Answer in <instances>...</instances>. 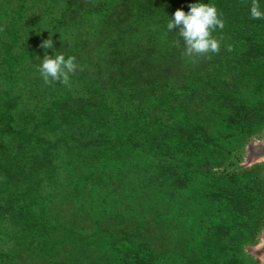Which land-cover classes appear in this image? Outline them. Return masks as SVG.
I'll return each mask as SVG.
<instances>
[{
    "label": "rangeland",
    "instance_id": "374dc122",
    "mask_svg": "<svg viewBox=\"0 0 264 264\" xmlns=\"http://www.w3.org/2000/svg\"><path fill=\"white\" fill-rule=\"evenodd\" d=\"M77 1L76 6L67 10L65 0H0V72L7 49L27 55L15 71L18 87L14 93L22 95L23 100L18 110L39 108L40 113L60 94L54 92L40 101L30 96L31 83L36 82V77L46 84L39 71L40 58L45 52L53 54V51L41 47L44 40L51 38L56 51L76 58L75 73L81 71L100 81L114 73L119 61L126 62L128 54L134 52V59L143 62L141 65L150 76L174 83V92L183 94L179 101L186 105L189 118L197 121L210 138L213 136L208 151L191 152L193 160L195 155L200 157L198 168L205 177L203 187L198 181L194 184L196 188L177 192V196L165 195L172 187V180L155 178L154 165H147L149 170L142 171L145 169L142 157L135 152L114 155L108 147L95 144L92 140L98 131L78 133L84 120L78 116L71 117L70 124L62 125L57 131L50 129L53 131L47 135L39 134L40 140L36 137L33 142L19 144L12 138L1 139L0 264H112L103 255V249L90 242L104 231L137 232L157 253L185 264L189 257V251L184 248L190 223L198 216L201 221L209 218L208 222L211 215L215 220L225 219L235 211L245 223L246 234L237 249V260L241 264H264V160H248L249 148L264 143V51L250 57L234 55L230 62L223 55L219 60L207 62L203 59L205 54L186 55L180 36L171 39L164 28L152 23L133 24L126 29L134 11L124 12V6L112 15L110 27L99 26L97 21H92L95 17L85 23L87 19L81 17L99 0ZM237 39L233 37L232 45L239 44ZM259 40L264 48V34ZM7 84L9 81L0 78V91ZM67 85L71 88V74ZM255 86L259 87L256 93ZM107 102L108 106L115 105L113 101ZM257 105L262 108L255 113L253 109ZM237 109L247 114L239 123L243 124L242 128L234 134L229 149H215L218 146L215 134L225 132L219 114L227 111L234 114ZM23 144L29 148L21 157ZM134 145L140 149L143 146ZM16 156L24 158L23 165L16 162ZM45 160L48 161L43 165ZM150 169L154 180L146 179ZM185 183L188 186L186 180ZM31 184L35 188L31 191L33 197L22 198L21 192ZM220 184L228 186L231 196L228 206L218 214L210 211L209 216H202L201 207L182 202L195 197V192L210 199L214 196L212 190ZM10 204L24 208L32 204V209L43 207V222L50 226L49 231L27 236L26 219L22 220L27 214L17 213L19 207L11 211ZM206 232L204 227L201 234ZM83 238L91 246L83 245Z\"/></svg>",
    "mask_w": 264,
    "mask_h": 264
},
{
    "label": "trees",
    "instance_id": "16d2710c",
    "mask_svg": "<svg viewBox=\"0 0 264 264\" xmlns=\"http://www.w3.org/2000/svg\"><path fill=\"white\" fill-rule=\"evenodd\" d=\"M65 1L67 10L78 4L77 0ZM198 2L200 0H99L96 5L86 10L81 20L87 19L85 23H88L92 17H95L92 21H97L99 26L110 27L113 23L112 15L117 13L118 8L124 6L122 11H134L130 16V25L126 29L133 24L152 23L159 28H164L166 36L173 39L175 35L179 36V29L174 28L171 32L168 31L169 18L173 17L178 8L187 13L190 4ZM203 2L214 4L223 21V28L217 27L212 31V36L219 42V51L206 53L203 56L205 61L213 62L223 55L230 62L234 55L246 54L250 57L264 51L261 47L263 43L259 40L261 34H264V19L251 17L250 8L253 0H203ZM261 8L264 9V4ZM233 37L238 38L239 44L232 45L230 41ZM132 53L133 55L128 54L126 62L120 60L117 70L103 81L89 74H82L80 71L71 74L70 88L69 85L59 81L44 84L39 77H36V82L31 83L30 91V96L35 101L38 99L40 101L42 97L45 100L54 92L60 93L56 99L50 100V106L46 110L38 113L39 108L18 110L23 100H21L22 95L14 93L15 88L18 87V74L15 71L23 65L27 55L7 49L1 61L4 65L1 67L0 78L9 81L10 84L0 91V141L12 138L20 144L24 141L33 142L36 137L40 140L39 134L47 135L53 131L50 129L57 131V128L60 129L62 125H69L71 117L78 116L84 119L77 130L78 133L98 131L96 140H92V142L96 141L95 144L108 147L107 149L114 152L112 153L114 155L135 152V155L139 154L142 157V165L145 168L142 171L149 170L146 168L147 165H154L152 169L155 178L162 177L167 182L172 180V187L170 186L165 195H178L177 192L196 188L194 184L198 181L202 185L205 177L198 168L201 162L200 157L195 155L196 159L193 160L191 152L208 151V142L210 143L211 140L214 142L213 136L210 138V134L197 121L189 118L186 105L179 101L183 94L174 92V83L164 82L166 78L150 76L151 73L146 70L147 68L141 65L143 62L140 60L136 62L135 53ZM77 90L81 93L75 92ZM258 91L259 87L255 86L254 92ZM77 94L81 96H76ZM228 95L231 96L230 93ZM108 100L113 101L115 105L108 106ZM261 108L257 105L253 111L257 113ZM219 116L222 123L220 126L225 127V132L215 134V144H218L215 149L226 150L231 147L234 134H237V130L243 126L239 123L247 114H244L242 109H237L234 114L227 111L225 114L220 113ZM37 121L39 122L34 127L30 126ZM111 132L114 135L109 136ZM134 143L143 144V146L140 149L135 147ZM2 147L3 144H0V148ZM21 147L20 155L24 157L23 154L29 146L23 144ZM15 159L17 163L24 164V158L16 156ZM48 160H45L43 165ZM36 165L37 160L34 166ZM152 175L151 171L146 179L152 180ZM208 179L211 178L208 176ZM185 180L188 186L184 184ZM160 184L165 186V183L160 182ZM34 189L31 184V187L22 191L20 196L30 197ZM211 189H213L212 185ZM212 191L214 196L210 198L211 200L207 195L195 192V197L190 196L182 202H187L186 205L201 207L202 216H209L210 211L218 214L222 212V208L228 206L230 192L228 186L223 184ZM32 204L26 208L10 204V209L14 211L19 207L17 213L27 214L26 218L25 215L22 218V220L26 219L24 224L27 236L35 237L42 235L46 230L49 231L50 226L43 222L44 208L36 206L32 209L34 206ZM174 205L173 203L172 208H175ZM239 218L240 215L236 211L232 217H225V219L215 220L211 215L210 222H208L209 218H205L206 222L204 218H202L204 221H201L199 216L196 217L190 223V235L185 240L184 249L189 251L185 264L190 261L191 264H241L236 255L246 234L244 235L243 232L245 223ZM204 227L208 231L207 234H201ZM96 235L97 238L90 242L102 248L103 255L112 264H182L177 259L167 258L164 253H157L137 232L122 231L112 234L104 231ZM71 237H74V234ZM83 239H81L83 245L91 244L86 238Z\"/></svg>",
    "mask_w": 264,
    "mask_h": 264
},
{
    "label": "clouds",
    "instance_id": "9594fccd",
    "mask_svg": "<svg viewBox=\"0 0 264 264\" xmlns=\"http://www.w3.org/2000/svg\"><path fill=\"white\" fill-rule=\"evenodd\" d=\"M262 4L264 0H253L250 8L253 19H264ZM217 27L223 28L217 8L212 3H204L203 0L190 4L187 13L178 8L167 22L168 31L179 29L178 34L183 39L186 55L189 56L219 51V42L212 36V31ZM41 47L53 51V54L45 52L43 58H40L39 71L45 82L59 81L67 85L70 74L77 71L76 58L66 57L56 51L51 38L44 40Z\"/></svg>",
    "mask_w": 264,
    "mask_h": 264
},
{
    "label": "water",
    "instance_id": "95a60500",
    "mask_svg": "<svg viewBox=\"0 0 264 264\" xmlns=\"http://www.w3.org/2000/svg\"><path fill=\"white\" fill-rule=\"evenodd\" d=\"M264 159V143H259L257 145H252L249 148V162H256ZM264 254V249H263Z\"/></svg>",
    "mask_w": 264,
    "mask_h": 264
},
{
    "label": "bare ground",
    "instance_id": "6f19581e",
    "mask_svg": "<svg viewBox=\"0 0 264 264\" xmlns=\"http://www.w3.org/2000/svg\"><path fill=\"white\" fill-rule=\"evenodd\" d=\"M262 160H264V159H262Z\"/></svg>",
    "mask_w": 264,
    "mask_h": 264
}]
</instances>
